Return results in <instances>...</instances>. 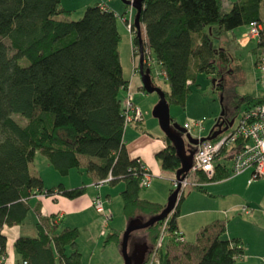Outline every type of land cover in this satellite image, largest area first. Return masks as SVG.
<instances>
[{"label":"trees","instance_id":"obj_1","mask_svg":"<svg viewBox=\"0 0 264 264\" xmlns=\"http://www.w3.org/2000/svg\"><path fill=\"white\" fill-rule=\"evenodd\" d=\"M61 2L0 0L1 254H6L7 244L3 228L26 219L28 199L33 193L77 198L86 191L85 187L68 189L63 183L46 188L43 178L30 172L37 151L49 158L61 176L82 167V157H86V171L98 180L109 175L111 184L124 180L121 196L129 220L141 216L147 220L165 208L142 198L139 158L130 159L124 141L127 124L120 92L128 90L130 80L123 74L118 14L100 3L87 7L82 18L71 20L72 12ZM263 3L264 0H143L140 23L146 32V41L142 42L144 68L152 72L154 61L160 65L170 90H164L154 78L153 83L164 90L169 104L185 105L198 73L216 76L223 104L216 125L221 133L213 137L218 131L215 128L204 140L216 141L245 109L263 103V96L237 94L227 83L229 74L242 72V66L237 64L230 70L232 53L214 42L227 31L260 22L263 31L253 49L257 66L264 52ZM132 42L135 54L140 53L137 33ZM23 59L29 63L22 65ZM219 62L226 65L219 69ZM142 90L145 91L143 87ZM14 114L26 118L27 123L20 124L12 117ZM166 139V148L156 157L164 170L176 173L181 160L173 143ZM189 145L194 155L197 145ZM229 153L224 148L217 157L212 177L202 171L190 173L194 175L193 188L206 191L204 183L230 177L233 156ZM184 198L182 192L165 229L164 220L143 229L150 249L156 247L163 230L170 237L169 244L181 245L175 241L174 232ZM54 225V221L50 226L38 223L36 236L17 238L19 264H82L78 228L56 232ZM226 229L221 220L203 227L195 243H183L184 258L196 259L193 264H235L245 254L244 242L241 238H222ZM122 238L123 233L115 231L109 233L108 240L121 245ZM160 257L162 264H175L168 245L161 247Z\"/></svg>","mask_w":264,"mask_h":264},{"label":"rangeland","instance_id":"obj_2","mask_svg":"<svg viewBox=\"0 0 264 264\" xmlns=\"http://www.w3.org/2000/svg\"><path fill=\"white\" fill-rule=\"evenodd\" d=\"M100 3L108 6L111 11L118 14L117 25L121 34L119 44L121 60L125 70L128 72L129 70L134 71V67L138 64V55L135 54L134 49L133 56L131 47L136 31L135 28L134 30L132 29L133 31L130 30L125 21V17H128L129 14L127 11L128 6L123 0H62L61 2L64 8L72 12L69 17L71 20L82 18L87 7ZM261 13L264 21V3ZM134 14H136V10ZM140 29V38L142 42H145L146 32L143 24H141ZM248 30L249 25L240 26L234 30L227 31L220 39H214V42L217 47H226L232 53L234 62H231L230 70L232 69L231 67L237 64L242 66V72L234 75L229 74L227 83L234 88L237 94L262 96L264 74L255 65L253 49L257 43L249 37ZM20 63L27 65L29 62L23 59ZM222 65L226 64L222 63ZM222 65L219 62L217 67L221 69ZM151 73L156 83L164 90H170L169 85L162 77L161 71L155 64ZM215 78V74L212 73H198L196 81L191 84V92L186 99L185 105L170 103L171 118L174 123L182 128H184L185 123L205 119L203 131L199 132L197 128L188 131L194 138H205L223 112L222 94L216 88ZM124 95L126 97L128 93L125 90H121L120 97L122 100ZM159 100L160 97L156 92L147 93L139 88L135 92V103L142 111L144 125L152 128V124L155 123L157 129L162 133L159 120L153 115V109ZM242 108H245V105ZM12 117L22 125L27 123V119L19 114H14ZM134 127L135 125L127 126L128 132L135 131L136 128ZM147 127V134L154 136L155 134L151 133V130ZM183 136L186 150L189 151L191 147L186 138V133ZM85 158L82 157L83 161H86ZM30 165L32 173L37 170L46 178V186L58 184L59 181H56V175L59 176V179H66L68 184L69 182L80 183L82 180H85V182L90 181L87 179L88 174L85 165L83 167L86 172H84L83 178H81L80 174L81 167L75 168L68 178H62L51 164L49 158L40 151L36 152L35 159ZM161 171L165 173L164 178H155L152 185L144 188L141 194L145 198H159L158 202L166 204L171 194L170 177H172L173 172L163 168ZM53 173L55 176L52 175ZM249 176L250 172L232 174L223 180L205 183L204 187L207 191H199L193 188L194 175H188V184L183 191L185 198L181 204L179 216L180 228L185 233L187 243H195L200 229L213 224L217 220H221L225 222L227 228L222 238H241L244 242L245 254L240 256L235 264H264V176L250 184L247 183ZM121 185L122 183L116 185L104 184L100 188L93 184L87 185L88 187L84 194L91 197L92 201L97 196H100L103 200L104 212H98L92 205V209L84 210L82 213L67 217L60 222L59 229H62L64 228V223L75 220V224L79 228L77 242L82 253V264H124L125 262L121 245L113 240H108L109 233L115 231L124 233L129 223V219L123 209L121 196L123 187ZM108 194H111L110 200L108 199ZM158 194L159 196L161 194V197H158ZM244 207L248 209V212L244 211ZM32 218V213L28 214L22 224V228L28 232H31L36 226V221H34V218L32 220ZM169 238V235L166 234L164 238L165 244L169 241ZM143 244H146L144 258L146 262L144 264H149L150 253L154 249H150L151 244L146 231L138 230L131 234L128 251L133 253L136 246ZM168 245L170 257L175 264H193L196 262V259L187 261L184 258L183 248L185 244L172 245V242H170Z\"/></svg>","mask_w":264,"mask_h":264},{"label":"built area","instance_id":"obj_3","mask_svg":"<svg viewBox=\"0 0 264 264\" xmlns=\"http://www.w3.org/2000/svg\"><path fill=\"white\" fill-rule=\"evenodd\" d=\"M128 1L133 3L135 0ZM126 5L128 6L127 11L129 16L125 17V21L127 22L129 29L134 30V19L136 15L134 14V11L136 9L132 4ZM262 31L263 25L258 21H253L249 25L248 35L257 43L261 37ZM257 68L264 74V52L259 57ZM138 70L139 64L134 67L135 72ZM161 74L163 75L162 72ZM188 83L190 84L191 81ZM262 85L264 90V80H262ZM127 93L128 95L123 102L126 114V124L139 123L143 121L142 111L140 107L134 104L133 93L130 90H127ZM262 96L263 103L245 109L242 115L235 120L234 125H232L219 139L216 141L203 140L197 145V150L193 156L192 168L187 176L182 181L177 179L176 174H174L171 178V193L180 187V197L181 193L188 184L187 177L190 173L202 171L208 177H212L215 173V163L217 157L221 154L224 148H227V150L230 151L229 154L233 156L232 174H241L246 170H251L252 175L248 181L249 184L261 176H264V91ZM204 123L205 119L195 120L192 123H185L184 128L187 132L193 128H197L199 132H201L204 130ZM138 162L141 168V187L148 188L152 184L153 174L146 167L143 161L139 159ZM110 180L111 175L99 180L97 185L100 186L107 184ZM92 203L98 212H104L103 200L100 196L94 198ZM244 211L248 212V209L244 207ZM168 218L164 220V229L167 226ZM165 237L166 233L163 230L156 247L150 253L149 264H162L160 249L164 246ZM174 237L175 241L180 244L186 242L184 233L179 229L174 232ZM4 256L5 254L0 253V261L4 259Z\"/></svg>","mask_w":264,"mask_h":264},{"label":"crops","instance_id":"obj_4","mask_svg":"<svg viewBox=\"0 0 264 264\" xmlns=\"http://www.w3.org/2000/svg\"><path fill=\"white\" fill-rule=\"evenodd\" d=\"M132 53L134 56V46L132 44ZM122 62V60H121ZM137 63L139 64V57L137 58ZM137 64V65H138ZM154 64L158 67L159 71H161V67L160 65L154 61ZM122 66H123V62H122ZM123 74L124 76L130 80L129 83V88L128 90H130L133 93V102L135 105H137L135 103V92L136 90L139 88L142 90V79L139 73V70L137 72L135 71H131L129 70V72L127 70H125L124 66H123ZM139 74V75H137ZM127 92V90H125ZM123 97V95H122ZM125 95H124V99L123 102L125 100ZM138 106V105H137ZM144 120L141 123H132V124H128L129 125H135L134 128H136L135 131H130L128 132L127 126L125 128V132H124V141L126 144V148L128 151V155L130 157V159H135V158H139L141 159L144 164L146 165V167L152 172L153 174V180L155 178H164L165 173L161 171V163L160 161L157 159L156 154L166 148L167 146V139L165 134L162 132H160L157 129V125H155V123L152 124V128H149L147 126L144 125ZM235 120H233L230 123V126L234 125ZM217 123L218 121L216 120L215 125L211 128V131L209 132V134L205 137H209L211 135V133H213L214 129L217 128ZM149 128L151 131V133H154V136L148 135L147 132L148 130L146 129ZM225 127H227V125H225ZM205 128V127H204ZM218 130L216 133H213V137H215L216 135H218L219 133H221V128H217L215 129V131ZM224 129H222L223 131ZM225 131V130H224ZM190 150V149H189ZM190 151L187 150V153H189ZM86 161H82V167L80 168V174H81V178H83L84 176V172L85 168L83 167L85 165ZM230 168H232V162L229 165ZM74 169H71L69 174L67 176H61L62 178H68L72 172H74ZM32 168L30 165V172L32 173ZM36 173H38L39 176H41L44 180V184L46 188H52L57 186L60 183H63L65 185L66 188L68 189H72V188H76V187H85L87 189V185H96L97 187H101L102 185L98 186V177L92 173L87 172L88 174V178L90 181L85 182V180H82V184L80 183H70L68 184V181L59 179V176L56 175V181H59L58 184H52L53 186H46V178L37 170H35ZM32 173V174H36V173ZM246 172H250V176L248 178H251L252 175V171L251 170H246L241 174H244ZM86 174V173H85ZM175 173H173L172 177L174 176ZM53 176L54 173L52 174ZM58 176V177H57ZM170 177V179L172 178ZM152 180V183H153ZM171 181V180H170ZM247 181V183H248ZM56 183V182H55ZM122 183V187L123 190L125 188V181L124 180H119L116 183H107V184H111V185H116V184H120ZM104 185V184H103ZM152 185V184H151ZM205 185V183H204ZM203 185V186H204ZM205 188V187H204ZM206 189V188H205ZM122 190V191H123ZM121 191V192H122ZM207 191V190H206ZM171 192V191H170ZM158 197H161V194ZM111 198V194H108V199L110 200ZM142 198L147 199L149 201L152 202H158L159 198H145L144 196H142ZM183 202V201H182ZM181 202V204H182ZM160 203V202H158ZM28 204L30 206V210L29 213H32V216L34 218V221H36V226L31 230V232H28L27 230H25L23 227V222L21 224L18 225H13V226H5L2 230V234L6 236L7 238V244H6V254L4 256V259L2 261H0V264H19V256L15 251V241L17 240V238H19L21 235L24 236H36L38 234V230H37V225L38 223H43L47 226H50V224H52V222H55V227L54 230H56V232H59L65 228H78L77 224H75V220H70V222L68 223H64V228L59 229V225L60 222L63 221L64 219H66L67 217H70L72 215H77L79 213H82L84 210H88V209H92V198L88 197L87 195H82L79 196L77 198L74 199H69L61 194H55L53 196H47L43 193H33L30 198L28 199ZM162 204V203H160ZM166 205V204H163ZM181 213V205H180V209H179V216ZM32 218V220H33ZM139 218H144V216H141ZM130 221V220H129ZM129 224V223H128ZM177 225H178V229L182 232H184L181 228H180V224H179V217L177 219ZM79 230V228H78ZM201 230V229H200ZM199 233V232H198ZM198 235V234H197ZM185 236V233H184ZM186 239V236H185ZM169 244V241H167V243L164 245L167 246ZM169 247V245H168ZM146 262V260L144 261V263ZM143 263V264H144Z\"/></svg>","mask_w":264,"mask_h":264},{"label":"water","instance_id":"obj_5","mask_svg":"<svg viewBox=\"0 0 264 264\" xmlns=\"http://www.w3.org/2000/svg\"><path fill=\"white\" fill-rule=\"evenodd\" d=\"M125 4H132L136 9V15L134 23L137 27H140V14L143 7V0H135L131 3L128 0H123ZM139 73L142 79V86L147 93H158L160 100L153 109V115L159 120V125L164 132L165 136L173 143L176 148L177 155L181 160V167L176 171V177L178 180L182 181L187 174L190 172L193 164V153L190 151L187 153L185 147L184 133H186V138L188 142L192 145H198L204 138L198 139L194 138L190 133L187 132L185 128L178 126L172 121L170 115V104L166 99L164 90L153 83V76L151 70H145L144 68V53L142 48H140V61H139ZM180 187H178L173 193L170 194L165 208L156 216H153L147 220H142L139 217L133 218L129 221V224L123 233L121 249L125 259L124 264H143L145 261L146 244L136 246L133 253H129V239L131 234L138 230L146 229L154 225L158 221H163L167 219L177 207L179 201ZM140 248H144L143 252L138 253Z\"/></svg>","mask_w":264,"mask_h":264},{"label":"bare ground","instance_id":"obj_6","mask_svg":"<svg viewBox=\"0 0 264 264\" xmlns=\"http://www.w3.org/2000/svg\"><path fill=\"white\" fill-rule=\"evenodd\" d=\"M141 24H142V23H141ZM140 26H141V25H140ZM143 26H144V24H143ZM134 27H135V30H136V32H137V35L140 37V36H141V29H140V27H137V26L135 25V23H134ZM144 27H145V26H144ZM140 41L142 42L141 38H140ZM146 52H150L149 48H147ZM143 53H144V52H143ZM136 55H138V57H139V61H140V53H136ZM144 58H145V54H144Z\"/></svg>","mask_w":264,"mask_h":264},{"label":"flooded vegetation","instance_id":"obj_7","mask_svg":"<svg viewBox=\"0 0 264 264\" xmlns=\"http://www.w3.org/2000/svg\"><path fill=\"white\" fill-rule=\"evenodd\" d=\"M143 250H144V248L142 249V248H140L139 249V251H138V253H141V252H143Z\"/></svg>","mask_w":264,"mask_h":264}]
</instances>
